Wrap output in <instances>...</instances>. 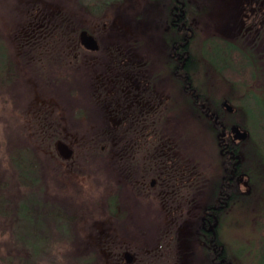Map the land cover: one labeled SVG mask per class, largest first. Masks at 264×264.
Wrapping results in <instances>:
<instances>
[{
	"label": "flooded vegetation",
	"instance_id": "flooded-vegetation-1",
	"mask_svg": "<svg viewBox=\"0 0 264 264\" xmlns=\"http://www.w3.org/2000/svg\"><path fill=\"white\" fill-rule=\"evenodd\" d=\"M117 1L105 0L102 7L91 11L103 13L105 20L107 12L116 9ZM143 1L147 21L150 17L154 25L155 18H163V29L156 31L161 57L152 59V63L145 47H129L126 52L133 62L127 63V79L87 76L83 80L84 94L80 95L85 107H91L100 119H82L79 127L112 128L110 150L108 142L100 138L96 149L99 163L111 164L115 240L132 246L123 249L120 264H234L239 256L230 257L217 235L233 205L228 204L232 193L244 192L246 165H242L240 154L247 145L246 129H253L244 101L255 98L264 106V0H226L228 25L210 33L209 30L202 40L221 39L228 59L222 65L253 71L249 87L256 92L218 97L210 95L214 93L212 89L207 93L202 90V99L195 91L196 86L201 89L202 81L199 75L188 71L200 64L188 51L192 42L197 45L198 33L192 22H198V4L193 6L188 0ZM207 2L211 8V1ZM86 3L83 0L81 4ZM152 9L156 12L150 14ZM73 13L68 11L70 16ZM79 14L82 20L90 19L84 11ZM87 33L98 42L97 34ZM76 46L92 54L101 48L98 45L95 52L84 50L78 39ZM76 46L65 45L67 56L80 58L79 66H89L101 74L106 67L114 66L108 61L115 59L110 53L119 54L116 50L80 55L75 52ZM101 49L111 48L107 45ZM237 55L239 59H234ZM201 63L215 72L220 85L247 87L238 85L240 80L236 78L220 75L214 62ZM234 101H240L237 106L246 111V118H242L235 104L230 106ZM198 122L212 135L210 143L220 159L218 169L216 164L200 161L197 154H192L198 140ZM216 170L220 171L218 178ZM126 252L131 256L129 263L123 261ZM258 257L246 264H256Z\"/></svg>",
	"mask_w": 264,
	"mask_h": 264
},
{
	"label": "rangeland",
	"instance_id": "rangeland-1",
	"mask_svg": "<svg viewBox=\"0 0 264 264\" xmlns=\"http://www.w3.org/2000/svg\"><path fill=\"white\" fill-rule=\"evenodd\" d=\"M188 1L193 6L198 4V8H200L198 22L195 21L192 24L198 33L197 45L195 44L197 50L195 60L203 61L199 50L202 40L213 29H225L223 27L228 25L229 15L225 7L226 0H210L212 11L206 0ZM59 3L58 0H0V30L1 33L5 32L8 39H12L15 44L13 49H15L17 57L27 49V53H35L37 56H40L44 50L52 52L51 49L53 50L55 47H52L53 41L50 38L53 37L54 39L56 36L53 35L54 31L49 34V26H46V24L51 19L50 14L58 9L61 10ZM143 4V0H118L116 9L114 7L112 11H109L110 13L107 12L104 17L105 20L99 23H88L86 21L89 32L92 35L97 34L98 45L103 49L107 45L111 48L105 49V51L99 48L98 52L110 53L117 50L119 54L110 53L114 55L116 60H108L114 66L106 67L103 74L91 69L89 66H87L85 74L112 79L117 77L127 79L130 76L127 63L133 62V60L129 57L130 53L126 51L130 50L129 47L136 46L138 44L137 40L142 39V36L141 32L133 29L130 24L121 23L120 15L121 13L124 15L129 14L134 16L136 20H140V22L141 20L146 21L148 13H143ZM150 11V14L156 12L153 9ZM194 18L196 19V17ZM162 19L161 15L155 18L154 22L157 25H153L149 17L148 20L150 21L148 22L150 25L143 30L145 32L143 38L146 42L144 47L146 53L151 56L152 63L155 61L152 59L160 56L157 52L160 49V43L156 39V31L163 29ZM103 23L106 25L102 30ZM151 26H154L156 30L154 31ZM208 26L211 29H208ZM77 33H75L76 42ZM118 36L121 38L120 43L122 44L117 43ZM41 44L42 46H40ZM139 46L142 47V45ZM118 55L121 56L116 58ZM144 56L145 53L142 52V57L144 58ZM146 60L145 58L142 62ZM140 61L136 62L141 64ZM200 71L198 78L200 82L202 81L201 88L206 93L212 89L210 91H214V93L209 92L210 95L233 97L237 94L241 97L246 92L248 94L256 92L253 87L237 89L234 86L220 85L215 79V72L205 67V65L201 66ZM9 99L5 94L0 95V171L9 170L8 158L5 153L8 137L11 135L21 136L26 142L32 143L36 152L40 153L42 162H46L43 169L46 175L40 180V192L46 197L54 196V194L65 195L75 212L73 225L68 230L66 228L62 236L53 228L40 230L42 231L40 235H44L46 243L41 251L32 254L31 264H83L79 262V259L71 256L76 248L72 245L75 237L87 244L89 248L98 247V253L101 256L100 264H120L123 249L127 246L131 249L132 246H126L125 242L115 240L112 221L107 216L99 215L97 210L102 207L100 202H98L99 206L94 204V200L100 196V193L110 191L113 187V181L106 180L103 176L100 178L101 174L93 170V165L87 167L77 160L83 152L90 150L92 143L94 147L100 145L98 144V138L91 134L90 128L83 130L79 129V126L72 128L66 125L64 119L61 118L64 114L61 105L52 99L49 94L47 95L43 89L33 88L30 92L28 91V94L22 100L18 98L10 101ZM230 106L233 108L234 103ZM237 108L241 110L242 118H246V111L242 110L240 106H237ZM244 108L250 109L251 105L244 101ZM58 140L63 141L72 150L69 159H61L54 151L55 142ZM251 144L253 145V143ZM248 148L247 146L246 150H249ZM244 150L243 152L246 151ZM257 151L254 154L255 159L257 157L258 159L256 166L253 167V177L249 180L245 178L242 186L244 191L242 194L247 197L244 201L236 202L238 205L232 206L225 214L224 227H221L217 235L230 257L235 258L236 254L239 256L237 259L235 258L236 261H233L234 264H246L249 260L253 261L258 253L256 243L260 232L257 231V218L264 212V159L261 157L264 156V151ZM245 153L248 154V152ZM56 166L61 168L59 175L53 172ZM215 169H218L217 165H215ZM216 172L217 170L214 173L215 178L218 177ZM96 179L100 182L98 185ZM13 228V225H9L3 218H0V264H4L3 258H6L8 252L12 250L8 246L11 245V240H13V237L10 236ZM13 236L16 237L14 234ZM12 252L14 251L10 253ZM129 252L135 256L131 251ZM135 257L137 258V256ZM134 260L137 259L134 258ZM23 261L27 262V260Z\"/></svg>",
	"mask_w": 264,
	"mask_h": 264
},
{
	"label": "trees",
	"instance_id": "trees-1",
	"mask_svg": "<svg viewBox=\"0 0 264 264\" xmlns=\"http://www.w3.org/2000/svg\"><path fill=\"white\" fill-rule=\"evenodd\" d=\"M58 1H60L61 10L58 9L50 14L51 19L46 24V26H49V34L54 31L53 35L56 36L54 39L53 37L52 39L50 38L53 41L52 47H55L53 50L51 49V53L44 50L40 56H37L35 53H27V49L17 57L15 49H13L15 44L12 39H8L5 32L1 33L0 30V95H7L10 101L17 100L18 98L22 100L28 94V91L30 92L33 88L43 89L47 95L49 94L52 99L61 105V109L64 112L61 118L64 119L63 121L66 122V125L75 128L80 126L82 119L96 122L99 121L100 117L99 114H93L91 107H85V102L80 96L84 94L83 80L87 76H93L85 74L87 67L79 66L78 61H81L80 58L73 60L67 56L68 53L65 45L76 46L75 33L84 29L89 32V26L86 21L88 23L103 21V13L100 14L98 11L93 13L91 10L93 7H102V3L105 0H87L86 5L81 4L83 0ZM68 11L75 13L70 16L68 15ZM82 11L88 15L89 20H82L80 18L79 13ZM120 19L121 23L130 24L133 29L141 32L142 39L136 42L138 45L144 47L146 42H144L145 39L143 37L145 36V32L143 30L149 26V22L147 20H141L140 22L134 16H130L129 14L124 15L123 13H121ZM190 29H192L191 26ZM117 39V43H120L121 38L118 36ZM220 40L213 39V37L207 38L199 48L201 59L209 63L210 61L214 62L220 75H226L228 79L236 78L240 80L239 82L237 81L238 85L249 87L253 71L244 69L243 67L240 68L239 66L230 68L222 65L223 63L221 62H228V59L226 58L227 49L224 46V42ZM195 48L196 46L192 42L188 49L194 57L197 53ZM75 52H78L80 55L89 53L82 51L78 46H76ZM96 53L98 52L89 54L95 55ZM234 59H239L238 55ZM199 62L198 66L195 64L188 71L199 75L201 72L200 68L203 65L201 61ZM195 91L199 93V97L202 99V88L200 89L199 86H196ZM246 101L251 105V108L247 109L250 112L249 120L252 123L253 129H246L248 137L245 141H247L246 147L248 146L249 150L245 148L246 151H244L248 152V154L243 152L240 156L242 165H246V170L243 173H245V178L249 180L253 177V167L257 164L258 157L255 159V151H264V129L259 128L261 126L264 127V106L262 103L256 101L255 98L246 99ZM233 103L240 105V101H234ZM185 107L183 108V113L186 111ZM198 123L200 128L197 131L198 140L194 143L196 145L192 154H197L200 161L203 160L205 162L206 160L217 165L220 159L215 152V146L210 143L212 135L205 128L201 129V123ZM111 129L90 128V132L95 135L94 137L98 138V143L100 139H103L104 143L108 142L107 148L110 150L112 146L109 138ZM199 142L202 144V148ZM7 143L5 153L8 158L9 170L7 169L5 172L0 171V218H3L9 225L14 226L10 234L13 240H11V245L8 246L14 252H8L6 258H3V262L4 264H27V262L31 264L32 254L41 251L43 245L46 243L44 235H40L42 234L40 230L53 228L62 236L63 231L66 228L67 230L70 229L71 225H73L75 212L65 195L54 194V196L46 197L40 192V180L46 175L43 172L46 162H42L40 153L36 152L32 143L26 142L19 135L9 136ZM96 147L92 143L90 150L83 152L77 160L84 163L87 167L93 165V170L101 174L100 178L103 176L104 179L110 180L109 178L112 175L110 161H104L106 163L104 165L100 164L98 161L100 153ZM261 157L264 159V156ZM57 166L53 169V172L59 175L61 168ZM97 179L98 185L100 182ZM232 194L228 202L229 205L233 204L232 206L238 205L236 202L244 201L247 197L244 196L245 194H237L236 192ZM113 197V192L110 189V191L100 193V196L94 200V204L97 206H99L98 202L101 203L102 207L97 210L99 215L110 218L112 225L114 223V215L111 211ZM257 222V231L260 233L256 243L258 251L256 255H259L256 264H264V212L257 218ZM119 231L121 233L124 232L123 230ZM13 234L16 236L15 238ZM73 241L72 245L76 247L71 253L73 258L76 257L83 264H100L101 256L98 253L99 249L97 246L89 248L87 244L81 242L77 237ZM23 260H27V262Z\"/></svg>",
	"mask_w": 264,
	"mask_h": 264
},
{
	"label": "water",
	"instance_id": "water-1",
	"mask_svg": "<svg viewBox=\"0 0 264 264\" xmlns=\"http://www.w3.org/2000/svg\"><path fill=\"white\" fill-rule=\"evenodd\" d=\"M78 45L81 46L84 50H89L90 52H95L98 49L97 41L91 35H88L86 30H82L77 33ZM54 151L63 160H67L72 155V150L68 148L63 141L58 140L55 142ZM123 261L129 263L131 256L128 252L123 254Z\"/></svg>",
	"mask_w": 264,
	"mask_h": 264
}]
</instances>
